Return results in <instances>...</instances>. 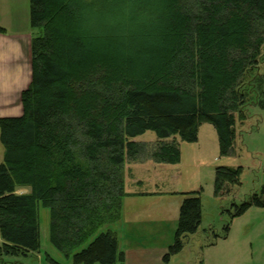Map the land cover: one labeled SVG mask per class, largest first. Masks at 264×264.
Masks as SVG:
<instances>
[{
  "label": "trees",
  "instance_id": "16d2710c",
  "mask_svg": "<svg viewBox=\"0 0 264 264\" xmlns=\"http://www.w3.org/2000/svg\"><path fill=\"white\" fill-rule=\"evenodd\" d=\"M29 23L43 34L31 41L22 113L0 118V264L39 252V202L65 258L124 264L115 232L99 230L120 218L125 162L179 163L177 137L197 142L204 122L229 155L249 103L264 109V0H29ZM141 46L161 65L132 77L127 64L140 53L131 50ZM146 131L152 145L131 140ZM239 171L218 167L214 195ZM178 194L166 262L201 224L200 192ZM251 206L264 208V187L235 205L225 236Z\"/></svg>",
  "mask_w": 264,
  "mask_h": 264
},
{
  "label": "rangeland",
  "instance_id": "374dc122",
  "mask_svg": "<svg viewBox=\"0 0 264 264\" xmlns=\"http://www.w3.org/2000/svg\"><path fill=\"white\" fill-rule=\"evenodd\" d=\"M35 30H40L39 33L43 34L42 27H37ZM103 33L105 36L108 34L107 31ZM154 35L156 41L161 40L160 35ZM142 47L144 46L136 51V48L131 50L140 53V56L132 58L130 64L126 63L132 70L133 76L129 72L132 77L142 76L146 67L148 71L160 68L162 57L158 54L159 61L157 55L153 53L148 56L150 50L142 51ZM258 72H264V62L261 63ZM156 83L155 81L154 84ZM131 140L152 145L157 138L154 132L146 131ZM177 140L181 152L180 162L177 165H161L163 168L157 171H154L149 161L131 165L135 176L144 179V186L152 185L153 179L157 177V182L162 183L160 186L163 185L164 188L172 191L200 192L202 217L198 233L193 237L185 238L182 250L170 255L168 261L163 260L162 264H264L263 207H249L242 215L232 219L226 236L223 230V226L229 220V213L234 211L235 205L248 200L251 194L260 192L264 187V109L255 103H249L247 117L242 121H236L235 139L229 155H220L215 128L208 122L199 126L197 142H183L178 137ZM3 156L4 147L0 143V163L3 161ZM127 163L129 162L126 161L124 165L127 166ZM125 166L122 171L123 177L126 173ZM218 167L240 169L238 182L228 183L226 192L221 196L214 195V180ZM127 171L131 173V169ZM27 189L29 193V187ZM182 198L181 194L154 198L156 204L153 203L155 204L153 208L166 209L171 218L163 223V235L160 237L155 235L158 230L149 228L145 224H140L137 228L132 226V231L138 235L139 240H142L146 246L153 245L157 241L164 244L172 243ZM148 204L146 203L144 207L151 205ZM38 219L39 252L19 258L4 257L5 264H55L54 260L65 262L64 256L50 243V212L41 202L38 203ZM106 229L107 225L99 232ZM126 231H119V239L124 246L127 244L126 238L129 234Z\"/></svg>",
  "mask_w": 264,
  "mask_h": 264
},
{
  "label": "crops",
  "instance_id": "0c3cea01",
  "mask_svg": "<svg viewBox=\"0 0 264 264\" xmlns=\"http://www.w3.org/2000/svg\"><path fill=\"white\" fill-rule=\"evenodd\" d=\"M28 4L29 0H0V118L18 116L22 113L21 92L30 82L31 41L41 34L40 30H35L30 26ZM147 161L152 165L154 171L163 168L161 165H166ZM133 164L137 163L124 165L126 170L123 177L124 191L127 195L122 198L119 220L108 224L107 229L114 231L117 236L118 249L124 253V264H162L163 256L172 243L164 244L157 241L153 245L146 246L142 240H139L138 235L132 231L131 227L137 228L140 224H145L149 228L158 230V233L155 234L157 237L163 235V223L168 221L171 216L166 209L153 208L156 204L153 199L180 192L164 188L163 185L160 186L162 183L157 182V177L153 179L152 185L144 186V179L135 176L131 166ZM127 169H131V173ZM16 193L26 194L28 189L27 187H18ZM146 203L151 205L148 204L149 206L144 207ZM153 203L155 204L153 205ZM119 231L129 233L125 246L120 242ZM64 259L65 262L55 260L54 262L55 264H74L71 259L65 257Z\"/></svg>",
  "mask_w": 264,
  "mask_h": 264
}]
</instances>
